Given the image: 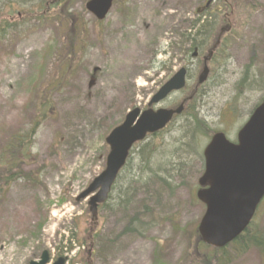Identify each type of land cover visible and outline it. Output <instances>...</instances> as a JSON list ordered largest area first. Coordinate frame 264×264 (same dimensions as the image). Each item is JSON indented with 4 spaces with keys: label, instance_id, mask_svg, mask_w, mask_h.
<instances>
[{
    "label": "rangeland",
    "instance_id": "1",
    "mask_svg": "<svg viewBox=\"0 0 264 264\" xmlns=\"http://www.w3.org/2000/svg\"><path fill=\"white\" fill-rule=\"evenodd\" d=\"M50 1L0 0V146L35 130L19 164L26 178L0 190V264H29L44 251L49 264L60 256L66 264H195L189 251L204 213L194 197L202 149L215 132L235 139L264 95V0H241L239 8L229 1L231 30L190 113L131 149L94 232L87 200L76 198L104 170L112 127L145 109L184 65L188 42L179 34L204 0H117L101 22L85 10L88 0ZM72 36L75 55L67 59ZM211 39H196L205 44L198 60ZM200 68L155 108L179 104ZM254 219L264 234V200ZM227 264H264V248Z\"/></svg>",
    "mask_w": 264,
    "mask_h": 264
},
{
    "label": "water",
    "instance_id": "2",
    "mask_svg": "<svg viewBox=\"0 0 264 264\" xmlns=\"http://www.w3.org/2000/svg\"><path fill=\"white\" fill-rule=\"evenodd\" d=\"M113 0H88L85 9L97 21L108 14ZM207 69L198 77V84L205 81ZM186 71L179 69L151 98L148 107L157 105L171 92L185 85ZM182 105L174 110L133 109L126 114L121 125L114 128L107 138L109 153L105 169L77 198L76 202L89 198L88 211L96 222L97 207L104 204L119 171L124 166L128 151L147 134H154L179 115ZM206 164L198 180V201L204 204L205 212L197 232L205 244L221 248L237 238L251 220L257 205L264 196V100L253 111L237 135V144L226 141L222 134L213 136L204 151ZM48 253L44 251L38 262L47 264ZM58 258L53 264H65Z\"/></svg>",
    "mask_w": 264,
    "mask_h": 264
},
{
    "label": "trees",
    "instance_id": "3",
    "mask_svg": "<svg viewBox=\"0 0 264 264\" xmlns=\"http://www.w3.org/2000/svg\"><path fill=\"white\" fill-rule=\"evenodd\" d=\"M67 1L68 0H62V2H67ZM237 8H239V6ZM41 14H42L41 11L37 12L36 16H34V19H38V20L41 19L42 17ZM69 18L71 20V25L73 23L78 22L72 19L71 17ZM186 36L189 37L188 35ZM193 38L195 40V36ZM69 40H70V43L65 46V56L67 57V59H71L73 55H75V48H74L75 46L73 43V36L69 38ZM193 100L194 98H192V101ZM186 110L188 109L186 108ZM188 112L190 113V108ZM34 134H35V130L33 129L21 130L19 131L18 134H14L15 136L11 137L10 139L6 141V143H3L0 146V181H1L0 190L2 189L4 190L14 180L26 178L21 172L19 164L20 165L25 164V160L28 159L29 151L31 148V142H29V140L33 137ZM14 169L16 171V174L13 173ZM3 171L8 173L9 177H6L5 174H3ZM110 197H111V194L109 198ZM138 228L139 227H136L134 229H138ZM93 239L94 237L92 235L90 237V240L93 241ZM192 239H193V243H192V248L189 251V256H190L189 258H190V261L195 262V264L196 263L198 264H220V263L227 264L234 257L241 256L242 254H244L247 250L251 248L253 249H263L264 248V234L261 232H257L254 229H247L245 233L240 235L235 240V242H233L232 245L228 246L227 248H229L231 252L227 253V251L225 250V252L223 253V251L219 252L216 250H212L213 253L211 257H207L205 255L203 256L199 253L201 248H206V247L201 244L196 232L194 233ZM68 250L69 252L71 251L70 248H68ZM84 264H89V262L86 261ZM154 264H157L156 260L154 261Z\"/></svg>",
    "mask_w": 264,
    "mask_h": 264
},
{
    "label": "flooded vegetation",
    "instance_id": "4",
    "mask_svg": "<svg viewBox=\"0 0 264 264\" xmlns=\"http://www.w3.org/2000/svg\"><path fill=\"white\" fill-rule=\"evenodd\" d=\"M208 2V0H204L203 3L196 7L194 9V16L193 21L191 22V26L187 33L190 35L198 34V37H195V39H203L207 41V39H211L212 41L208 43V48L206 49L203 56L198 60L197 57L193 58L190 64L186 61V55L191 54L194 55V52H199L202 50L203 46L205 44H202L200 41H196V43H193V39H188V47L184 50V61L183 64L185 66L189 67V70H191L192 66H197V69L199 66L202 69L204 65V59L206 58V64L211 62V58L220 47L223 46L224 43V36L228 34L231 30L230 25V16L227 11H229L230 8V2L229 0H213L207 7L204 5ZM223 9L222 15L219 14V12ZM230 12V11H229ZM231 13V12H230ZM218 24H220V27L217 30ZM198 55V54H197ZM193 57V56H192ZM195 63V64H194ZM192 65V66H191ZM199 70V71H200ZM196 86V85H194ZM198 87H195L194 90L197 91ZM202 158V163L204 164V158Z\"/></svg>",
    "mask_w": 264,
    "mask_h": 264
}]
</instances>
